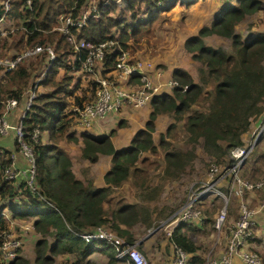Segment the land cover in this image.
<instances>
[{
  "label": "trees",
  "instance_id": "1",
  "mask_svg": "<svg viewBox=\"0 0 264 264\" xmlns=\"http://www.w3.org/2000/svg\"><path fill=\"white\" fill-rule=\"evenodd\" d=\"M194 1L188 0L186 4ZM24 2L12 0L6 13L5 24L11 27L0 35V56H3L1 48L7 45L14 50L9 57H14L16 53L34 45L49 44L55 58L40 81L41 92L23 121L29 132L34 126L41 131L37 142H32L29 135L24 137L34 147V191L26 186L24 180L13 183L3 179V169L9 164L12 151L0 146V244L3 233L8 229L6 219L1 214L6 208L12 218L32 220L34 230L40 234L35 242V264H51L54 256L59 254H73L76 259L71 264H89L87 258L94 251H102L106 255L105 264H117L119 260L111 244L105 241L86 242L79 233L95 227L110 226L127 243L135 244L137 239L132 230L136 225L144 227L143 236L158 225L152 210L145 204L122 203L114 209L103 205L112 190L120 187L129 177L139 188L141 199L157 198L158 188H155L157 192L149 189L148 180L142 178L146 172L137 165L142 153L154 154L156 149L162 150L165 178L177 179L186 172L196 158L198 144L203 153L218 166L231 150L244 146L242 135L250 129L251 121L264 113V32L244 40L235 31V26L247 15L263 8L262 1L236 0L235 4H224L209 25L201 26L196 34L184 40V49L199 64L198 80H193L184 68L174 69L172 76L178 86L170 93L162 92L153 96L149 102L152 111L145 127L138 130L130 144L122 149H115L112 144L113 130L103 136H97L89 129L79 132L69 130L75 120L67 112L69 100L75 92L80 93L85 89L80 87V75L74 73L80 68V62L69 60L74 52L73 45L55 29L54 24L62 13L78 15L85 0H31L32 10L21 9ZM157 2L121 0L122 18L111 16L117 9L116 3L99 5L98 18H89L79 31L75 28L70 30L77 38L100 42L112 38L111 29L116 27L120 33L119 44L125 48L130 37L134 38L145 31L146 34L152 32L159 13L170 10L175 4L173 2L167 8H157ZM140 3L145 4L143 9ZM141 11L148 12V19H139ZM165 20L162 18L160 22ZM210 35L230 38L232 51L228 53L221 47L206 43L204 38ZM8 40L11 42L8 43ZM79 55L84 59L86 53L80 51ZM113 60V54L106 57V63L110 65ZM47 64V52L42 51L18 62L12 70L5 71L0 66V115L7 98H16L18 104L15 111H21L26 98L25 91L33 85ZM95 84L93 81L94 87ZM79 98L75 96L76 101ZM12 113L13 110L10 118ZM163 113L171 115L173 122L167 126L165 133L160 134L156 145L152 137L155 119ZM179 122H182L187 143L191 145L185 150L175 148L169 140L175 136ZM63 139L74 143L80 139L81 158L89 163L96 162L102 154L112 157V166L104 175L107 186L96 188L91 180L83 182L75 177L69 155L59 146ZM13 143L15 149V138ZM139 173H142L141 178ZM145 189L147 191L143 192ZM184 224L174 228L167 245L175 244L184 249L189 254L188 264H201L196 242L182 231ZM48 236L52 237V242H49ZM252 242L249 241V247ZM137 247L141 249L142 244ZM262 261L264 259L260 257V263ZM4 263L29 264L20 255Z\"/></svg>",
  "mask_w": 264,
  "mask_h": 264
},
{
  "label": "built area",
  "instance_id": "2",
  "mask_svg": "<svg viewBox=\"0 0 264 264\" xmlns=\"http://www.w3.org/2000/svg\"><path fill=\"white\" fill-rule=\"evenodd\" d=\"M119 2L120 0H113ZM172 0H158L157 5L169 3ZM179 1V0H178ZM176 1V3H178ZM12 0H0V6L3 12L0 13V35L6 33L5 26L6 13L10 9ZM87 4V2H85ZM109 0H99L97 4L89 6L87 10L81 9V12L73 16L70 12L60 14L58 21L61 23L57 30L66 36V40L73 45L74 52L69 56L71 62L76 60L80 62V68L77 70L81 73L91 75L94 79L95 89L89 98L78 101L73 99L72 103L67 107L70 117H74L82 126L88 127L93 120L97 118H105L111 111H119L120 109H138L149 104L153 96L162 93L163 87L172 90L178 86V82L173 77L163 84L156 83L152 79V74H148L146 69H154L157 75L161 74L158 68H154L149 60H141L135 58L127 49L121 47L118 37H112L100 42L88 41L71 32V28L79 31L89 18L99 17V5H106ZM85 6V5H84ZM32 10L31 0H25L21 9ZM12 30V29H11ZM42 51L47 52L48 64L42 72L36 77L33 85L25 91L24 106L19 112L18 119L12 122L10 119L11 111L17 107L16 98H8L4 102L3 113L0 115V136H6L10 131L14 132L16 139L15 150L10 154V162L3 169V179L10 182L24 180L26 186L34 191V175H35V159L33 143H27L25 136H30L32 142H37L40 138L41 131L39 127L34 126L31 132L23 123L28 111L31 109L34 99L40 91V81L44 79L45 73L50 66V62L55 58L53 48L49 44L34 45L22 52L16 53L14 57L0 58V66L5 71L12 70L18 62L29 58V56L38 54ZM84 51L86 56L81 59L79 52ZM114 60L112 64L106 63V57L112 55ZM98 70V71H97ZM98 72V74H97ZM90 76V77H91ZM249 148L237 147L231 150L234 158L241 159L244 157ZM21 155L25 160V165H18L17 156ZM238 164H234L231 170L234 171V178L230 190L237 195H242L245 191H259L260 202L259 207L254 209L247 204L240 202L239 215L237 220L228 229V237L226 240L225 251L218 258L210 260L209 264H235V258L240 260V264H260L259 253L249 247V241L255 238L256 214L260 210L264 212V174L256 180H246L237 174ZM218 166L212 164L210 170L212 174L216 173ZM214 182H208L202 185L201 189L191 193L188 200L181 208V213L174 220L175 224L167 231L170 237L174 228L184 221L202 219V211L197 204L200 199L213 192L218 195H226L219 188H214ZM226 202V199H225ZM225 206L219 217L215 220L214 229L220 230L225 220ZM79 236L86 242L105 241L111 244L115 250V257L119 262L125 264H148L143 254L136 248L135 244H129L110 226L95 227L79 233ZM23 245L20 235L7 229L3 233V241L0 244V260L1 262H11L17 257V252ZM173 257L171 264H188L189 254L179 246L172 244Z\"/></svg>",
  "mask_w": 264,
  "mask_h": 264
},
{
  "label": "rangeland",
  "instance_id": "3",
  "mask_svg": "<svg viewBox=\"0 0 264 264\" xmlns=\"http://www.w3.org/2000/svg\"><path fill=\"white\" fill-rule=\"evenodd\" d=\"M85 1L87 2V4L83 6V10H87L89 6L97 4L99 0ZM116 5L117 9L115 12L111 13V16L114 18H122L124 16L122 13V4L116 3ZM139 6H141L143 9L145 7V4L140 3ZM173 12L174 13L172 14V17L174 18H167L166 15H162L164 17L160 15L158 16V19L162 17L166 20L163 22V24L161 23L162 25L158 29L159 35L153 40V42L156 41V53L158 57L161 58L162 51H165L164 57L168 59V62L165 63H167L169 68L187 67L188 72L193 77V80L197 81V69L199 64L197 65V63H195L194 61L189 62L188 58H186L185 55L181 53L180 43L182 40V36L180 37V34L177 33L175 28L170 26L171 20L178 18V16L180 15L179 11ZM142 17L143 16H141V18L139 19H146ZM162 18L159 20L157 19V24L162 20ZM60 24L61 23L59 21L54 24L56 30ZM10 27L11 25H5L3 26V29H10ZM246 30H250V26L246 27L245 29L244 26L237 28V32L242 33L244 36L246 35ZM145 32L139 33L134 38L130 37L126 41L128 45L125 47V49H127L131 54H133L137 50L138 52L143 50L144 48L140 47L144 42H147L149 40L153 31H149L150 33L147 34ZM163 33L164 35L159 39L160 35ZM119 34L120 33L118 28L113 27L111 29L110 35H112L113 37H119ZM9 40L8 43L11 42ZM206 42L213 45L214 47H221L228 53L232 51L230 38H212L209 36V38L206 39ZM148 50L149 48L147 49V51ZM13 51V48L9 47L8 45L2 47L1 52L3 56H0V58H10L9 54ZM69 60L71 61V59ZM77 73L81 77L80 81L83 84L82 89H85L78 94V97H80L81 99L89 98L93 94L95 89V87L92 85L94 79L91 75H87L81 72ZM39 92H41V89ZM121 110L122 109H120L119 111H111L109 112L108 116H110L111 114H119ZM164 116L165 118L170 120V123L173 122L171 115L165 114ZM122 124L123 123H120L119 125L121 126ZM164 126H166V124H164ZM11 133L14 136V132L11 131ZM159 135L160 134H157L154 138V143L156 145H158L160 140ZM13 136H0V146L7 149H12L14 147ZM169 140L177 149L185 150L186 148L191 147V145L187 143L186 133L182 127V122H179L177 124L175 136ZM242 140L244 142L245 149L250 147L248 153L241 159H236L234 158L232 153H229L227 157L224 158V162L221 165H218V169L216 170L215 174H212L210 170L212 164L214 163L213 160L203 153L201 146L198 144L196 146V158L192 162V165L190 167H187L186 172L177 179L169 177L165 178L162 162L163 152L161 149H156V153L154 154L150 152L142 153L139 161L137 162V165L146 172V176H142V173H139V177L141 178L142 176V178H146L148 180L146 183L149 184V189L156 191L155 188H158V192L156 191L158 193V196L156 199L151 200L145 197H142V199H140V192L136 187L135 181L132 179V177H129V179H127V182L129 181L131 185L128 182L129 185L127 186L125 191L126 194H128V197L126 198H129V201L135 204H145V206H147L149 210L151 209L152 215L155 221L158 223L157 226L148 230L147 232H152L155 228H158L154 234V238L156 240L154 239L155 241L153 240L151 242L149 241L147 243H144L141 249L136 246V248L143 254L148 264H157V262H160V260L168 259L169 257H171V259H168V262L172 260L173 254L171 253V248L168 249L170 244L169 246L167 245V231H169L175 224L174 220L177 218V216L180 215L181 208L188 200L191 193L201 189L202 185L208 182H214V188H219L226 195H218L214 194L213 192L209 193L205 197L201 198L200 202L197 204L198 208L202 211V219L200 221H198L197 219H192L182 222L185 223L184 227L191 228L189 229V232L187 229H184L198 246L197 255L201 258V264H209L210 260L218 258L219 255L225 251L228 229L238 218L239 204L241 201H243L242 203L247 204L251 208L256 209L259 207V191L253 192L252 194H250V191H245L240 196L235 194L233 190H230L233 183L232 180L234 178V171L231 170V168L234 164H238L237 174L241 178L249 181L256 180L264 174V113L263 116L261 115L258 117V119L255 118L251 121L250 129L242 135ZM44 141H46L45 138ZM78 168L82 167L79 166ZM118 190L119 188L115 189V191ZM145 191H147V189H145L143 192ZM122 195L123 193H119V196ZM124 199L125 198L123 197L120 200L119 204L126 203L124 202ZM224 206L226 210L225 220L222 228L220 230H216L214 229V223L215 220L219 217L221 211L224 209ZM257 217L259 219V230H255V238L253 239V244L250 248L258 252L259 256L264 259V212L259 211ZM195 223H197L200 227L196 226ZM25 224L26 226L30 227V223L27 222ZM193 227H195L196 229H192ZM132 231L134 232V235L136 234L135 236L141 238L144 233V228L140 225H136ZM50 238L51 237L48 236V240H50ZM24 246L25 245L21 246L17 254L25 258V248H23ZM169 250L170 253H168ZM33 251L35 253V244L33 247ZM59 261L60 260L58 259L57 255H55L51 264H60ZM106 262L107 259L104 258L103 255L94 254L89 264H104ZM0 264L5 263L1 262ZM29 264H31V262ZM117 264L125 263L118 262ZM261 264H264V262L262 261Z\"/></svg>",
  "mask_w": 264,
  "mask_h": 264
},
{
  "label": "crops",
  "instance_id": "4",
  "mask_svg": "<svg viewBox=\"0 0 264 264\" xmlns=\"http://www.w3.org/2000/svg\"><path fill=\"white\" fill-rule=\"evenodd\" d=\"M178 1V0H177ZM181 1V2H180ZM188 0H179L178 3L172 7V9L168 11H161L159 14L166 15L168 17H172V14L174 13L173 11H179L178 18L172 19L171 20V25L172 27L175 28L178 34H180V37L182 36V40L180 43V50L183 55H185L186 58H188L189 62H192L193 60L190 57V54L184 49V40L197 33L198 29L201 26L204 25H209L215 18L216 13L218 10L224 5V4H235L236 0H196L193 3L186 4ZM262 1L263 8L260 9L258 12H255L253 14L247 15L241 22H239L235 26V31L236 33L240 34L241 37L244 40L252 38L256 33L258 32H264V0ZM184 3V4H183ZM179 5V6H178ZM142 18L148 19V12L142 11ZM174 18V17H172ZM142 20V19H141ZM164 21L159 22L153 27V32L151 34V37L147 42H144L140 48H144L143 50L133 53L135 58H139L141 60H149L152 62L154 68H158V70L161 71V74L157 75L154 69H146V72L148 74H152V79L156 83L163 84L169 80L170 77H172V72L174 69L178 68H169L167 63L168 59L164 57L165 51H162L161 58L158 57L156 53V41L153 42L154 38L158 37V29L159 27L163 24ZM162 23V24H161ZM244 26V29L248 26H250V30H246V35L244 36L242 33L237 32L238 27ZM164 35L161 34L159 39ZM212 38L216 37H222L218 35H210ZM209 38L206 37L204 40ZM207 43V42H206ZM209 44V43H208ZM144 45V47H143ZM211 45V44H209ZM213 46V45H212ZM149 50L147 51V49ZM164 61V62H163ZM195 62V61H194ZM196 63V62H195ZM183 68V67H181ZM185 70L188 71L187 67L184 68ZM63 71V70H62ZM79 71L74 72L75 75L77 76ZM83 84L80 82V87H82ZM41 87H39L40 89ZM172 90L167 89L163 87L162 92H167L170 93ZM79 93L78 91L74 93L72 96V99L69 100L70 104L72 103L73 99L75 96H78ZM69 104V105H70ZM69 107V106H68ZM16 108L13 110V113L11 115V121L15 122L18 119L19 116V111H15ZM152 111V105L147 104L144 107L138 108V109H129L125 108L119 112V114H111L110 116H106L105 118H97L92 121L90 126L85 127L82 126L78 123V121L75 119L72 122L71 127L69 130H76V131H82L84 129H89L93 134L100 136V135H107L110 131H114L115 133L111 136V141L115 149H122L127 147L133 135L140 129L145 127V123L149 118V115ZM166 113L159 114L157 115L155 119V129L152 133L153 141L155 136L157 134H162L165 133L166 131V126L170 124V120L165 118ZM263 116V114H261ZM260 115V116H261ZM167 116V115H166ZM123 121V122H122ZM120 123H123L121 126L119 125ZM166 124V126H164ZM168 124V125H167ZM13 136L11 131L9 132L8 136ZM160 137V135H159ZM15 138V136H14ZM59 146L69 155L71 162H72V171L75 175L76 178L82 180L83 182H86L87 180H91L93 185L96 188H102L107 186L105 181H104V175L105 173L111 168L112 166V157L107 154H102L99 155L98 159L94 163H89L88 161L84 160L81 158V151L80 147L82 146V143L80 139L78 140L77 143L68 141L66 139H63L60 143ZM11 151H14V147L10 149ZM18 160V165L24 166L25 165V160L24 158L18 154L17 156ZM80 163V164H79ZM82 168H78V167ZM129 182V181H128ZM127 181H124L119 188L118 191H115L116 188L109 194L108 198L106 201L103 203L105 208L108 209H114L119 205L120 200L124 197V202L126 203H133L129 201L128 194H126L125 189L128 184ZM131 185V184H130ZM123 188V189H122ZM138 188V187H137ZM139 190V188H138ZM140 191V190H139ZM119 193H123L122 196H119ZM125 193V194H124ZM253 192H250L252 194ZM141 199V198H140ZM140 202V200H139ZM135 204V203H133ZM260 211V210H259ZM259 211L257 212L255 218H256V225L255 227L257 228L256 231L259 230V219L257 215L259 214ZM262 212V211H260ZM1 214L4 215L6 222H7V227L10 231L14 232L17 235H20L23 240V245H25L23 248H25V258L31 262V264L34 263V257L35 253L33 251V247L35 242L39 239L40 234H38L32 225V220L29 219H20V218H12L9 214V211L4 208V210L1 212ZM30 223V227L26 226L25 223ZM196 226H199L197 223H195ZM143 227V226H142ZM200 227V226H199ZM144 228V227H143ZM188 230V227H183L182 231L186 232L185 229ZM194 229H196L194 227ZM264 229V228H263ZM156 230L153 231L152 233H146L144 236L141 238H138L135 236L137 241L135 242V245L137 246L138 244H143L147 242L153 241L154 234ZM262 232V231H261ZM258 233V232H257ZM136 235V234H135ZM169 237V236H168ZM191 237V236H190ZM33 239V240H32ZM156 240V239H155ZM154 240V241H155ZM49 242H52V237L50 238ZM253 244V242H252ZM252 247V245H251ZM171 248V253L173 254L172 250V244L168 247V249ZM170 253V250L169 252ZM94 254L98 255H103L104 258L107 259L106 255L102 251H94L92 254L88 256V261L90 263V260L94 256ZM58 259L60 260V264H71L72 262L75 261V256L73 254H59L57 255ZM168 259H171L169 257ZM168 259H163L160 260V262H157V264H171V261L168 262ZM1 263V262H0ZM235 264H240V260L238 258H235ZM81 264H86V262H83ZM105 264V263H104ZM261 264V263H260Z\"/></svg>",
  "mask_w": 264,
  "mask_h": 264
},
{
  "label": "clouds",
  "instance_id": "5",
  "mask_svg": "<svg viewBox=\"0 0 264 264\" xmlns=\"http://www.w3.org/2000/svg\"><path fill=\"white\" fill-rule=\"evenodd\" d=\"M121 1V0H120ZM177 0H172L171 2H169V3H163L161 6H158L157 8H167V7H169V5H171L173 2H176ZM86 2V1H85ZM110 2H114L113 0H109V3ZM114 3H119V2H114ZM108 4V3H107ZM106 4V5H107ZM177 4V3H176ZM85 5H86V3H85ZM175 5V4H174ZM173 5V6H174ZM63 14V13H62ZM13 261V260H12Z\"/></svg>",
  "mask_w": 264,
  "mask_h": 264
},
{
  "label": "water",
  "instance_id": "6",
  "mask_svg": "<svg viewBox=\"0 0 264 264\" xmlns=\"http://www.w3.org/2000/svg\"><path fill=\"white\" fill-rule=\"evenodd\" d=\"M157 229H158V228H155L153 231H155V230H157ZM153 231H152V232H153ZM152 232H150V233H152Z\"/></svg>",
  "mask_w": 264,
  "mask_h": 264
}]
</instances>
